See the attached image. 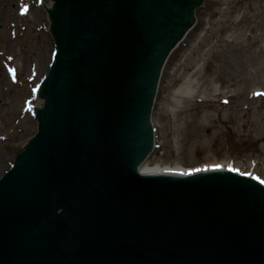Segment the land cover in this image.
<instances>
[{"label": "water", "instance_id": "1", "mask_svg": "<svg viewBox=\"0 0 264 264\" xmlns=\"http://www.w3.org/2000/svg\"><path fill=\"white\" fill-rule=\"evenodd\" d=\"M193 1L52 0L53 64L59 52L30 106L35 137L0 176L15 166L0 180V264H264L257 182L136 168Z\"/></svg>", "mask_w": 264, "mask_h": 264}, {"label": "rangeland", "instance_id": "2", "mask_svg": "<svg viewBox=\"0 0 264 264\" xmlns=\"http://www.w3.org/2000/svg\"><path fill=\"white\" fill-rule=\"evenodd\" d=\"M50 9L52 0H0V176L35 136L30 106H44L35 96L52 63ZM195 14L161 75L147 163H230L264 182V0H204ZM188 77L199 91L172 111Z\"/></svg>", "mask_w": 264, "mask_h": 264}, {"label": "bare ground", "instance_id": "3", "mask_svg": "<svg viewBox=\"0 0 264 264\" xmlns=\"http://www.w3.org/2000/svg\"><path fill=\"white\" fill-rule=\"evenodd\" d=\"M191 12H192V7H191ZM192 21V18L191 20ZM190 26V22L189 25ZM199 91V89L196 86V81L191 79V77H188L175 91H173L172 93V103L174 104L172 111L175 110H179L180 105L179 103L181 101H183L185 98H194V96H196L197 92ZM214 93H218L220 92L219 89L214 90ZM153 107V105H152ZM35 137V136H33ZM32 137V138H33ZM138 170V174L140 176H144V175H149V176H153L155 177V174H163L165 177H173L175 175H177V177H184V176H188L184 171L186 170L183 167L180 166H175V167H161V166H155V167H151L148 163H144V161H142L140 167H136ZM217 171V170H216ZM221 171L223 172H229L228 168H223ZM181 173H184L183 175Z\"/></svg>", "mask_w": 264, "mask_h": 264}, {"label": "flooded vegetation", "instance_id": "4", "mask_svg": "<svg viewBox=\"0 0 264 264\" xmlns=\"http://www.w3.org/2000/svg\"><path fill=\"white\" fill-rule=\"evenodd\" d=\"M192 4H194V5H193V7H192V9H193V8H194V6H195V4H196V2H195V1H193V2H192Z\"/></svg>", "mask_w": 264, "mask_h": 264}, {"label": "snow or ice", "instance_id": "5", "mask_svg": "<svg viewBox=\"0 0 264 264\" xmlns=\"http://www.w3.org/2000/svg\"><path fill=\"white\" fill-rule=\"evenodd\" d=\"M213 170H216V169H213ZM231 170V169H230ZM199 171V170H198ZM182 175L184 174V173H181ZM190 174V173H189Z\"/></svg>", "mask_w": 264, "mask_h": 264}]
</instances>
